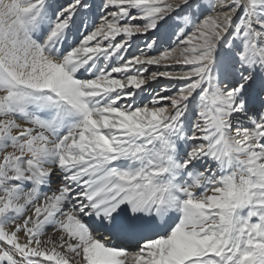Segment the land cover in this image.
<instances>
[{
	"label": "snow or ice",
	"instance_id": "1",
	"mask_svg": "<svg viewBox=\"0 0 264 264\" xmlns=\"http://www.w3.org/2000/svg\"><path fill=\"white\" fill-rule=\"evenodd\" d=\"M0 264H264V0H0Z\"/></svg>",
	"mask_w": 264,
	"mask_h": 264
}]
</instances>
